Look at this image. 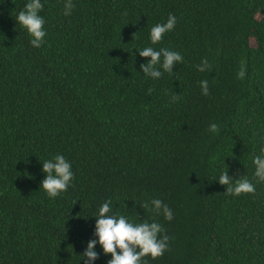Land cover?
<instances>
[{"label": "trees", "instance_id": "obj_1", "mask_svg": "<svg viewBox=\"0 0 264 264\" xmlns=\"http://www.w3.org/2000/svg\"><path fill=\"white\" fill-rule=\"evenodd\" d=\"M26 2H0V264H83L106 200L109 215L169 237L146 264H264V181L252 163L264 147V0H71L67 16V0H42L38 48L15 22ZM169 15L174 28L152 44ZM147 46L182 61L147 77L150 58L136 51ZM58 154L73 178L49 198L42 162ZM226 171L254 192H227L216 178ZM94 251L88 264H107Z\"/></svg>", "mask_w": 264, "mask_h": 264}, {"label": "clouds", "instance_id": "obj_2", "mask_svg": "<svg viewBox=\"0 0 264 264\" xmlns=\"http://www.w3.org/2000/svg\"><path fill=\"white\" fill-rule=\"evenodd\" d=\"M2 2V0H0ZM44 4L42 0H27L16 17L15 22L18 23L31 37L30 43L33 47H40L46 31L43 29L45 23L43 16L40 15ZM73 5L71 0H67L64 5V15H70ZM176 24V18L169 15L166 22L157 23L151 27L149 31V40L152 44L161 41L163 34L171 31ZM138 55L142 58H150L146 63L141 65V72L145 76L151 78H159L162 75L160 69L164 72H170L174 62H181L182 56L175 51L166 48L154 49L151 46L136 49ZM204 67H199V71H204L207 67L206 61L202 62ZM159 66V67H157ZM202 94L207 95V81L200 82ZM209 129L215 132L216 125H209ZM254 165L253 175L258 181H264V147L260 149V154L252 158ZM43 175L40 181L42 188L49 198H55L60 193L67 190L72 178L71 164L62 155H55L49 160L42 162L41 168ZM221 185H227L226 191L232 195L241 193L254 192V185L246 177L232 179L227 171L222 172L218 177ZM151 209L157 215L162 214L166 220H171V209L162 203L159 199L150 201ZM144 208L149 207V203L142 205ZM112 201L106 200L95 213V236L96 239L90 240L83 253L80 255L83 264L94 262L97 259V252L94 248L100 245L104 255L109 259L107 264H146L142 261L143 257H151L153 259L161 256L167 249L168 236L163 235V228L159 223L133 222L125 215L111 214ZM87 258L85 261L84 258ZM79 261V262H80Z\"/></svg>", "mask_w": 264, "mask_h": 264}]
</instances>
